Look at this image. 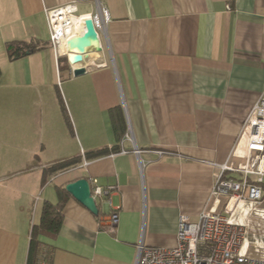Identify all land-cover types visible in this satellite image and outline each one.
<instances>
[{
  "label": "crops",
  "instance_id": "obj_1",
  "mask_svg": "<svg viewBox=\"0 0 264 264\" xmlns=\"http://www.w3.org/2000/svg\"><path fill=\"white\" fill-rule=\"evenodd\" d=\"M98 2L106 39L73 76L44 11L72 4L89 15L95 1L0 0V264H26L43 204L81 177L109 195L96 198L97 215L70 197L34 264H134L139 241L175 246L179 216L194 221L211 204L216 165L264 92V0ZM16 43L36 49L10 60ZM100 149L108 153L87 159ZM71 158L75 168L45 176Z\"/></svg>",
  "mask_w": 264,
  "mask_h": 264
},
{
  "label": "built area",
  "instance_id": "obj_2",
  "mask_svg": "<svg viewBox=\"0 0 264 264\" xmlns=\"http://www.w3.org/2000/svg\"><path fill=\"white\" fill-rule=\"evenodd\" d=\"M94 1L96 9L89 16L99 43L101 36L106 39L109 16L98 0ZM44 16L54 55H65L66 31L79 32L85 15H77L75 6L68 4L46 9ZM78 67L86 69L84 65L70 66L71 71ZM125 139L132 142L129 132ZM132 151L135 155L139 153L134 146ZM120 152L125 153L123 149ZM216 167L211 204L194 221L179 216L175 246L149 247L139 241L134 264H264V92L244 119L240 136L226 161ZM91 182V196L109 195L108 189L97 185L95 180ZM117 221V213L111 212L102 231L113 234Z\"/></svg>",
  "mask_w": 264,
  "mask_h": 264
},
{
  "label": "trees",
  "instance_id": "obj_3",
  "mask_svg": "<svg viewBox=\"0 0 264 264\" xmlns=\"http://www.w3.org/2000/svg\"><path fill=\"white\" fill-rule=\"evenodd\" d=\"M35 47L26 43H16L12 45L11 50L8 52V58L15 60L26 54H30L35 51ZM118 149H111L112 152H116ZM108 153L107 149H100L94 152L87 153V159H94L104 156ZM79 164V159L71 158L61 162H58L44 171L45 176L56 175L75 168ZM86 179L85 177H81ZM79 178V179H81ZM78 180V179H76ZM74 180V181H76ZM87 180V179H86ZM73 181V182H74ZM57 202L56 204L44 203L41 208L40 218L37 224L31 226L29 232V245L27 252L26 264H34L36 258L37 248L40 244L38 238L40 236L54 237L59 232V228L63 219L64 208L71 197L65 190L64 186L56 187Z\"/></svg>",
  "mask_w": 264,
  "mask_h": 264
},
{
  "label": "water",
  "instance_id": "obj_4",
  "mask_svg": "<svg viewBox=\"0 0 264 264\" xmlns=\"http://www.w3.org/2000/svg\"><path fill=\"white\" fill-rule=\"evenodd\" d=\"M66 38L69 45L68 51H74L77 55H87L91 51L100 52L98 39L92 25L91 17L89 15H85L82 18L81 30L74 34H70L69 30H67ZM10 48L11 47H9V49ZM80 61L81 57L79 56V59H77L76 63H79ZM84 73V68H76L72 71L73 76H80ZM64 190L91 214H98L97 204L91 196V189L88 180L81 178L74 182L67 183L64 186Z\"/></svg>",
  "mask_w": 264,
  "mask_h": 264
},
{
  "label": "bare ground",
  "instance_id": "obj_5",
  "mask_svg": "<svg viewBox=\"0 0 264 264\" xmlns=\"http://www.w3.org/2000/svg\"><path fill=\"white\" fill-rule=\"evenodd\" d=\"M68 47H69V45H68ZM63 51L64 50H62V52ZM79 56L81 57V61L79 63H76L77 59H79ZM63 57H66L68 62H70L71 64H74V66H76V65L83 63V61L87 57V55H83V54L77 55V54H75L74 51H68V48H67V51L65 52V55L63 54ZM78 68H82V67H78ZM93 199L96 201V198L93 197Z\"/></svg>",
  "mask_w": 264,
  "mask_h": 264
},
{
  "label": "rangeland",
  "instance_id": "obj_6",
  "mask_svg": "<svg viewBox=\"0 0 264 264\" xmlns=\"http://www.w3.org/2000/svg\"><path fill=\"white\" fill-rule=\"evenodd\" d=\"M101 39H102V38H101ZM101 41H102V43H103V40H101ZM7 48H8V47H7ZM7 48H6V49H7Z\"/></svg>",
  "mask_w": 264,
  "mask_h": 264
}]
</instances>
